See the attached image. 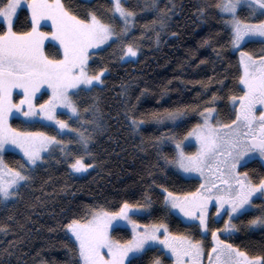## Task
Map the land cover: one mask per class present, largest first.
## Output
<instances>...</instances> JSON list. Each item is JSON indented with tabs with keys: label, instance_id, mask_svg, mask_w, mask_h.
I'll use <instances>...</instances> for the list:
<instances>
[{
	"label": "trees",
	"instance_id": "16d2710c",
	"mask_svg": "<svg viewBox=\"0 0 264 264\" xmlns=\"http://www.w3.org/2000/svg\"><path fill=\"white\" fill-rule=\"evenodd\" d=\"M243 1L238 6L240 17L261 20ZM63 2L84 19L95 12L113 23L120 36L91 53L89 74L105 69L103 83L72 95L79 108L76 117L57 113L68 122L71 133H60L56 126L39 121L10 119L21 131L47 133L68 143L64 147L55 143L41 163L27 167L28 179L15 189L17 195L6 203L0 199V264H77L78 249L66 231L67 224L87 218L101 206L115 212L125 200L148 205L146 214L133 216L140 224L163 222L171 232L203 239L196 223L185 222L168 209L164 188L182 195L199 187L198 179L182 177L169 162L175 155L173 142L200 122L205 108L215 109L216 122L230 124L235 119L231 97L243 93L241 48L230 43L228 16L216 7L218 0H124L136 13L125 33L121 32L123 22L113 14L111 0ZM30 27L28 11L20 8L14 29L28 31ZM127 43L138 47L135 57L123 56ZM242 50L262 56L264 41L243 43ZM45 52L53 58L61 56L52 44L45 46ZM177 109L182 113L180 120L179 116L168 118L167 113ZM133 117L139 127L132 123ZM81 132L91 137L87 145L90 155H84L85 146L79 143ZM77 155H84L85 163L91 165L82 175L69 170ZM3 161L9 168L26 167L13 151H5ZM239 170L254 183L264 178V166L258 159L244 163ZM261 214L264 199L255 198L251 209L234 218L235 231L220 238L250 256H264V226L248 223ZM111 235L117 240L131 237L123 227H115ZM208 238L205 236V243ZM157 256L162 264H171L164 251L156 248L140 264H152Z\"/></svg>",
	"mask_w": 264,
	"mask_h": 264
},
{
	"label": "snow or ice",
	"instance_id": "6c2138e0",
	"mask_svg": "<svg viewBox=\"0 0 264 264\" xmlns=\"http://www.w3.org/2000/svg\"><path fill=\"white\" fill-rule=\"evenodd\" d=\"M241 2L218 0L216 5L228 16L225 23L230 25L231 45L241 48L243 74L239 81L244 90L242 95L231 97L234 104L239 105L235 119L229 125L219 122L212 124L209 115L215 109L205 108L201 112L204 123L197 124L187 133L188 137H196L199 149L191 154L186 153L177 141L178 154L171 161L185 171L199 172L205 176V183L195 192L182 195L164 188L167 193L165 203L179 209L184 216L198 220L205 230L209 228L208 206L213 197L217 202V213L229 205L225 209L229 217L225 223L227 230L236 227L231 223L234 213L243 214L252 207L257 194L264 196V178L254 183L247 173L236 171L237 165L250 154L258 152L264 157V110L257 109V105L264 106V56H253L242 50L243 43L257 38L264 41V20L253 22L241 18L238 14ZM244 2L253 13L259 8L261 15H264V0ZM25 3L31 11L32 26L28 31H16L14 17ZM112 11L114 16L118 14L122 18L124 27L121 32L126 33L136 13L125 6L124 0H113ZM89 15L90 18L84 19L74 14L63 0H0V21L5 25L0 30V153L10 143L21 149L32 164H36L43 159L41 152L44 148L54 142H64L57 141L56 136L47 133L21 131L9 123L10 117L17 113L29 118L44 116L54 120L61 129H67L70 125L56 115V106L62 104L77 113L79 108L69 90L78 89L81 85L95 87L94 81L103 83L101 74L105 69L101 68L97 74H89V50L113 37L118 38L120 32L113 23L105 22L95 12ZM42 21H50L52 30L42 31ZM159 23L163 26L164 21L161 19ZM49 38L59 42L63 48L62 57L53 58L45 52L44 42ZM124 47L125 57H135L139 51L133 43H127ZM43 86L51 90V95L43 103H36V94ZM15 89L22 90L18 93L19 102L13 100ZM181 114V110L177 109L168 112L167 116L174 120ZM132 123L139 127L135 117ZM76 131L79 132L78 129ZM90 139V136L80 133L79 143L85 146L84 155H90L87 151ZM84 155L75 157L70 165L72 169L82 172L91 167L85 163ZM206 170L215 180L209 179ZM26 179L28 177L20 169L7 167L0 155V198L6 201L17 195L15 187ZM217 182L224 187L217 189ZM146 207L147 204H133L125 200L118 211H109L101 206L93 209L83 220L72 219L66 227L78 242L77 264H140L142 257L153 248L162 250L161 245L175 257L174 264H204L205 257L207 264H264V256H250L247 251L221 240L218 228L211 230L215 244L207 253L202 240L171 232L166 223L146 224L141 230L139 222L132 217ZM121 220L132 225L130 239L117 240L111 235ZM248 223L250 226H264V214L254 216ZM152 264H162L160 257H155Z\"/></svg>",
	"mask_w": 264,
	"mask_h": 264
},
{
	"label": "rangeland",
	"instance_id": "374dc122",
	"mask_svg": "<svg viewBox=\"0 0 264 264\" xmlns=\"http://www.w3.org/2000/svg\"><path fill=\"white\" fill-rule=\"evenodd\" d=\"M111 2H112V8H113V0H111ZM243 2H244V1H243ZM244 3H245V2H244ZM245 4L247 5V3H245ZM247 6H248V5H247ZM20 8H25V9L28 11L29 18H30V23H31V11H30V9L27 8L26 3L23 4ZM20 8H19V9H20ZM19 9L17 10V12L19 11ZM256 12L261 16V20H264V15H261V13H260V9H259V8L256 9ZM115 16H117V17L123 22L122 18H120V17L118 16V14H116ZM14 19H15V17H14ZM0 23L2 24V21H0ZM41 24H42V29H41L42 31H51V30H52V28H51V22H50V21H47V22L42 21ZM2 25H3V24H2ZM31 26H32V23H31ZM229 26H230V25H229ZM3 27H5V25H3ZM30 28H31V27H30ZM29 30H30V29H29ZM112 39H114V37H113ZM112 39H111V40H112ZM111 40L107 41L105 44H102V45H99L98 47H94L93 49H90V50H89V52H90L89 59H90V57H91V53H92L93 51H96V50H99V49L105 47V46H106ZM255 40H260V39L257 38V39H255ZM47 44H52V45H54L57 49H59V51H60V53H61V56H60V57H62V55H63V48L59 45V42H58V41H53V40H51V38L46 39L45 42H44V50H45V46H46ZM234 48H235V49H238L239 46H234ZM262 56H264V55H262ZM129 57H130V56H127L126 58H129ZM238 58H239V62H240L241 75H242V74H243V65H242V63H241V50L238 51ZM97 82H99V81H94V84L97 83ZM240 84H241V83H240ZM241 86H242V88H243V85H242V84H241ZM88 87H90V86H87V85H81L78 89H70L69 92H70V94H71V96H72L73 94H75L76 92H78L80 89H85V88H88ZM243 90H244V88H243ZM21 91H22V90H20V89H15V90H13V100H14L15 102H19L20 95H19L18 93H20ZM43 94H45V95H43ZM36 95H37L36 103H43L44 100H47L48 97L51 95V90L48 89L47 86H43L42 89H41V91L38 92ZM42 95H43V96H42ZM231 104H232V105H235L236 110L238 109V107H239L238 103H235V104H234V102L232 101V99H231ZM25 108H26V106H25ZM257 109H258V111H259V110H264V106L257 105ZM14 111H15V110H14ZM58 112H65V113H67V114H69L70 116H73V117H76V114H77V113H73V112L71 111L70 108H66V107H65L64 105H62V104H58V105L56 106V115H57ZM12 117H18V118L22 119L23 121H27V122L39 121V122H42V123H45V124H51V125L56 126L60 133H71V129H70V128H67V129H61L60 126H59L54 120H49L48 118H46V117H44V116H38V117H31V118H29V117H24L22 113H17L16 115H14V116H12ZM12 117H10V119H11ZM10 119H9V123H10ZM209 119H210V122H211L212 124H217V123H218V122L214 121V111L209 115ZM178 120H180V116H179V119H178ZM178 120H177V121H178ZM203 123H204V118H203V116L201 115V116H200V122H199L198 124H203ZM225 125H229V124H225ZM193 128H194V127H193ZM193 128H192V129H193ZM82 129L85 130V128H82ZM192 129H191V130H192ZM191 130H190V131H191ZM78 136H80V134H78ZM186 137H187V138H186ZM177 141H179V142L181 143V145H182L184 151H185L186 153H189V154L196 152V151L199 149V147H200L199 142H198V140L196 139L195 136L188 137L187 135H185L183 138H181V139H177V140H175V141L173 142V147H174V151H175V155H174L173 159H174V158L177 156V154H178V149H177V146H176ZM67 143H68V141H67V142L65 141V142L62 144V147L66 146ZM54 144H55V142H54L53 144L49 145L47 148H44V149L42 150L41 155L43 156V159H44L45 156H47V155L49 154V152H50V150L52 149V147H53ZM5 151H13V152H16V153H18V154L23 158V160H24V162H25V164H26V167L24 166V168L21 169V171H22L24 174L26 173L27 167H28V168H32V167L35 166L36 164H39V163H41V162L43 161V159H41V160H38V161L36 162V164H32L31 161H29V160L27 159V157L24 155V153H23V151H22L21 149H19L17 146L11 145L10 143L7 144V145L5 146L3 152L0 153V155L3 156V153H4ZM173 159L170 160L169 164H170L171 167L174 168V170H176V171H177L182 177H184V178H195V179H198V180H199V187H200V185H201L202 183H205V176H202L199 172H196V171H185L184 169L178 167V165H176L175 163H172L171 161H172ZM252 159H258V160L263 164V166H264V157L260 156L259 153L257 152V153L250 154V156H248V157H245V158L240 162V164L237 165V169H236V171H238L239 173L243 174V173L240 172V170H239L240 166H242L244 163H246V162H248V161H250V160H252ZM73 161H74V160H73ZM73 161H72V162H73ZM72 162H70V164H69V170H70L73 174H76V175H82V174H84L85 172H87V170L89 169V168H88V169L85 170V171L77 172L76 170H74V169L71 168L70 165H71ZM4 164H5V163H4ZM206 175H208V177H209L210 180H215V177H212L211 174L207 172V170H206ZM241 178H243V176H241ZM23 181H24V180H23ZM23 181H20L19 184H21ZM18 186H19V185H18ZM18 186H16L15 189H16ZM199 187H198V188H199ZM216 187H217V189H220V188H222V187H224V186H223L221 183L217 182V183H216ZM198 188H197V189H198ZM195 191H196V190H195ZM195 191H194V192H195ZM166 195H167V193L164 192V197H165ZM13 197H14V196H11V197L7 198V200H11ZM255 198H262V199H264V196H260L259 194H257V195L254 197V199H255ZM0 199H1V201L4 202V203L8 202L7 200L5 201L3 198H0ZM254 199H253V200H254ZM165 204H166V203H165ZM216 205H217V202H216V200H215V197H213L212 202H211V203L209 204V206H208V226H209V228H208V230H205L204 228H202V227L199 225V221H198V220H196L195 218L186 217V216H184V214H183L182 212L179 211V209L172 208L169 204H166V206L168 207V209H169L171 212H173L175 215H177L179 218H181L183 221H185V222L196 223V224L199 226V230H200V232H201V235H203V236H202L203 239H201V240H202L203 243H204V247H205V251H206V253H207L208 251H210V249H211V247L213 246V244H215V241L213 240L212 235H211V230H214V229H217V228L220 229V232L218 233L219 236H220L221 234H230V233H233V232L235 231V228H229V229L225 230V223L228 222V220H229L228 215L225 214V209H227V208L229 207V205H225V208H222V209L220 210V213H217V211H216ZM252 207H253V205H252ZM252 207L248 208L247 210L251 209ZM118 210H119V209H118ZM118 210H117V211H118ZM147 212H148V207L142 209V210H141L138 214H136V215H143V214H146ZM238 215H239V214H235V213H234V214H233V217L236 218ZM132 218H133V217H132ZM234 218H233V220H234ZM133 219H134V218H133ZM233 220L231 221V223L234 224V221H233ZM139 225H140V228H141V230H142L144 225H143V224H140V223H139ZM253 226H256V227H257L258 225H252L251 227H253ZM116 227H123V228H126V229L129 230L130 234L132 235V225H131L130 223H128L127 221L121 220V223H120L118 226H116ZM66 231H67L68 235L70 236V238L75 242L76 247H77V249H78V242L75 240L74 235L71 233V231H70L67 227H66ZM208 235H209V238H208V242H207L208 244H207V243H205V236H208ZM130 238H131V237H130ZM220 239H221V238H220ZM221 240H222V239H221ZM207 245H209V246H207ZM206 247H208V249H206ZM160 249H162V250L164 251V253L166 254V256L169 257V258L171 259V264H174L175 257L170 253V251H169L168 249L163 248L162 245L160 246ZM204 264H207V257H205Z\"/></svg>",
	"mask_w": 264,
	"mask_h": 264
}]
</instances>
